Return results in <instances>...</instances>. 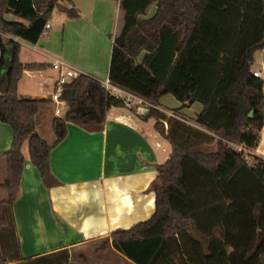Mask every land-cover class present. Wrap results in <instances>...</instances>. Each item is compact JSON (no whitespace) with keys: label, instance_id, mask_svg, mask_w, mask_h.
Segmentation results:
<instances>
[{"label":"trees","instance_id":"16d2710c","mask_svg":"<svg viewBox=\"0 0 264 264\" xmlns=\"http://www.w3.org/2000/svg\"><path fill=\"white\" fill-rule=\"evenodd\" d=\"M61 1L0 0V120L14 132L12 148L0 153L7 158L2 187L9 193L0 227L12 220L25 141L47 179L51 151L68 123L96 129L109 109L125 106L99 79L81 73L65 85L54 143L38 133L42 100L20 98L18 84L25 70L43 65L23 64L20 41L5 34L37 43L56 8L70 18L80 15ZM154 4L155 14L144 17ZM120 6L124 24L114 36L108 77L152 104L143 117L155 119L172 153L157 167L153 215L113 231L107 243L135 264H264V159L248 158L264 126V80L253 69L256 51L264 48V0H120ZM10 12L29 23L6 20ZM166 94L182 107L200 102L195 122L205 130L161 111ZM5 261L0 247V264Z\"/></svg>","mask_w":264,"mask_h":264},{"label":"crops","instance_id":"0c3cea01","mask_svg":"<svg viewBox=\"0 0 264 264\" xmlns=\"http://www.w3.org/2000/svg\"><path fill=\"white\" fill-rule=\"evenodd\" d=\"M60 3L76 8L80 14L72 18L76 21L69 29L74 62L69 57L70 60L62 58L64 49L55 48L57 30L52 37L50 34L44 41L40 38L35 44L5 34L7 38L20 41L23 64L43 65L36 70L24 71L18 84V96L42 100L35 118L36 129L50 144L56 140L53 129L56 114L49 98L58 77L52 63L56 59L62 60L80 74L92 75L99 80L108 78L114 36L124 24L120 0H63ZM116 9L119 19L113 29ZM156 10L157 6L152 5L146 17L153 16ZM54 13L65 23L69 22L70 17L60 8H56L52 15ZM5 19L29 23L13 12L7 13ZM63 35L66 36V29ZM253 69L264 80V48L256 51ZM166 98L174 105L171 110L164 106ZM158 108L169 116L205 130L195 122L203 109L200 102L182 107L181 101L166 94L160 98ZM144 114L135 107L119 106L109 109L105 122L96 129L68 123L67 135L51 151L47 179L31 161L28 142H24L20 191L11 212H8L12 220L0 227L2 230L10 225L14 231L18 249L13 258L24 262L58 252L71 254L75 250L90 248L117 229L130 228L153 215L156 194L152 185L158 176L157 167L169 159L172 145L157 130L155 119H145ZM13 141L11 125L0 120V153L10 150ZM248 153L249 159L254 156L264 159V126L256 148ZM7 175V158L2 157L0 212L9 198L8 191L2 187Z\"/></svg>","mask_w":264,"mask_h":264},{"label":"rangeland","instance_id":"374dc122","mask_svg":"<svg viewBox=\"0 0 264 264\" xmlns=\"http://www.w3.org/2000/svg\"><path fill=\"white\" fill-rule=\"evenodd\" d=\"M150 11H152V9ZM117 13L118 9L115 10V19L112 26L113 29L117 25L116 20L118 22L119 19ZM144 17H146V15ZM50 20L53 24V29L50 30L51 37L54 33V30H57L58 34L57 39L55 40V48H57V50L64 49L65 55L62 56V58L67 60V58L69 57L71 60L69 58L68 59L71 62H74L72 61L74 59V46L73 43H70L71 40L69 37V29L71 25H74L73 23L76 20L69 18V22L65 23L60 18H58L56 13L52 15ZM64 29H66V36L63 35ZM41 39L44 41L46 37H41ZM58 56H60V54ZM164 106L165 108H168V110H171L174 105L170 101V99L166 98L164 101ZM136 110L138 109L136 108ZM249 160L253 161V159L251 158ZM1 229L2 230H0V247L3 253L9 255V257L7 258L5 257V262L7 264H33L34 262L32 261L23 262L20 261V259H15L12 257V255L15 254L18 249L17 242L14 237V231L10 225L2 227ZM49 257L51 258V260H47L49 258L38 260L37 264H45L50 261H54L56 263L59 261V264H131L127 261L126 258L118 254L112 248L111 243H107V238L99 240L87 249L75 250L71 254L68 252H58L56 254L50 255Z\"/></svg>","mask_w":264,"mask_h":264},{"label":"built area","instance_id":"2783aa9c","mask_svg":"<svg viewBox=\"0 0 264 264\" xmlns=\"http://www.w3.org/2000/svg\"><path fill=\"white\" fill-rule=\"evenodd\" d=\"M51 23L47 22L42 31L41 37L50 35ZM53 69L58 72V77L54 84V89L50 95L49 101L53 105L56 116L63 115L66 107V101L63 99L65 85L73 81L80 74L72 66L62 60L56 59L52 63ZM254 75L260 77L258 71H254ZM101 85L106 89L107 93L117 99H120L126 107L137 108L141 114L148 112L152 104L137 94L112 83L108 78L100 80Z\"/></svg>","mask_w":264,"mask_h":264},{"label":"water","instance_id":"95a60500","mask_svg":"<svg viewBox=\"0 0 264 264\" xmlns=\"http://www.w3.org/2000/svg\"><path fill=\"white\" fill-rule=\"evenodd\" d=\"M250 115H252V112L250 113Z\"/></svg>","mask_w":264,"mask_h":264}]
</instances>
